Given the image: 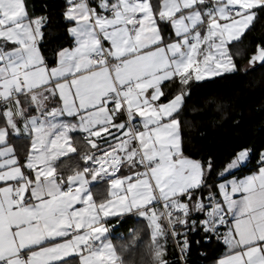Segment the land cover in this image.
I'll return each mask as SVG.
<instances>
[{"label": "snow or ice", "instance_id": "snow-or-ice-1", "mask_svg": "<svg viewBox=\"0 0 264 264\" xmlns=\"http://www.w3.org/2000/svg\"><path fill=\"white\" fill-rule=\"evenodd\" d=\"M66 5L72 43L50 59L49 18L0 0V264H129L139 231L112 234L131 217L150 236L141 264H170L169 239L187 264L197 231L224 247L215 264H264V151L237 175L253 150H233L213 180L181 118L194 84L240 71L232 49L264 0ZM247 64L264 67V41Z\"/></svg>", "mask_w": 264, "mask_h": 264}, {"label": "trees", "instance_id": "trees-1", "mask_svg": "<svg viewBox=\"0 0 264 264\" xmlns=\"http://www.w3.org/2000/svg\"><path fill=\"white\" fill-rule=\"evenodd\" d=\"M28 4L33 15L49 18L43 49L51 59L57 48L69 43L63 16L66 0H28ZM261 41H264V17L246 33L243 43L232 49L233 53L244 52L242 57H236L240 71L194 84L186 97L181 117L184 121V148L192 158H211L215 162L213 180L215 173L228 162L233 150L241 146L251 148L252 166H256L259 152L264 151V67L258 64L253 69L247 64L250 53ZM175 90L173 85L169 95L174 94ZM132 230L139 231L141 240L138 248L125 253V259L129 264H141L142 257L147 260L146 245L150 242L142 218L131 217L122 222L113 232V241L118 247L129 243ZM168 243L167 259L173 261L176 253L170 239ZM201 251L205 252L204 256L200 254ZM221 251V244L204 242V234L199 231L192 237V264H213ZM170 264L181 263L173 261Z\"/></svg>", "mask_w": 264, "mask_h": 264}, {"label": "crops", "instance_id": "crops-1", "mask_svg": "<svg viewBox=\"0 0 264 264\" xmlns=\"http://www.w3.org/2000/svg\"><path fill=\"white\" fill-rule=\"evenodd\" d=\"M40 16H45V15H40ZM47 17V16H46ZM67 37H68V40H69V43L67 44V45H65V46H63V47H70L71 46V43H72V41H71V37L69 36V35H67ZM17 148L18 149H20L21 147H22V144H20V143H18L17 145ZM22 154V153H21ZM256 168V166H252V165H250V163H249V165H248V167L247 168H245L244 170H243V172L242 173H237V175H244V174H248V170L249 169H255ZM95 183V182H94ZM96 187L97 188H100L101 190H103V188L105 187V186H103V185H96ZM200 218H202V217H200ZM143 221V220H142ZM146 223V222H145ZM200 233H202L201 231H199ZM197 232H195V233H192L191 234V238L194 236L195 237V234H196ZM203 234V233H202ZM149 238H150V236H149ZM112 239H113V234H112ZM192 241V240H191ZM114 242V241H113ZM114 244H116L115 242H114ZM168 245H169V243H168ZM167 245V246H168ZM171 245V244H170ZM221 252L218 254V256H217V258L215 259V261L224 253V251H225V249H224V247L221 245ZM213 264H215V262L213 263Z\"/></svg>", "mask_w": 264, "mask_h": 264}, {"label": "built area", "instance_id": "built-area-1", "mask_svg": "<svg viewBox=\"0 0 264 264\" xmlns=\"http://www.w3.org/2000/svg\"><path fill=\"white\" fill-rule=\"evenodd\" d=\"M207 194V190L205 191V195ZM181 231H183L182 229H181ZM191 234L192 233H190V235H189V239H190V241L192 240V238H191ZM171 240V239H170ZM213 242H216L215 241V239H213L212 240ZM171 242H172V245H173V248H174V252L176 253L175 254V257H174V259H173V261H179L180 263H181V261H180V259H179V249L178 248H176V246H175V244H174V242L171 240ZM192 242V241H191ZM204 242H205V240H204ZM207 243H209V242H207ZM200 254L202 255V256H204L205 255V252L204 251H201L200 252ZM193 260V255H192V252L190 251V254L188 255V257H187V264H192V261ZM172 260H169V262L171 263V262H173Z\"/></svg>", "mask_w": 264, "mask_h": 264}, {"label": "rangeland", "instance_id": "rangeland-1", "mask_svg": "<svg viewBox=\"0 0 264 264\" xmlns=\"http://www.w3.org/2000/svg\"><path fill=\"white\" fill-rule=\"evenodd\" d=\"M214 262H215V261H214ZM214 262H213V263H214Z\"/></svg>", "mask_w": 264, "mask_h": 264}]
</instances>
